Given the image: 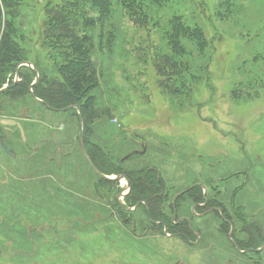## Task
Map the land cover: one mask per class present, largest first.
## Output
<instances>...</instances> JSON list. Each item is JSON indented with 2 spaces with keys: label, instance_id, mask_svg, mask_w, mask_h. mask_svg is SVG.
Returning a JSON list of instances; mask_svg holds the SVG:
<instances>
[{
  "label": "rangeland",
  "instance_id": "1",
  "mask_svg": "<svg viewBox=\"0 0 264 264\" xmlns=\"http://www.w3.org/2000/svg\"><path fill=\"white\" fill-rule=\"evenodd\" d=\"M142 1L0 0V264H264V0Z\"/></svg>",
  "mask_w": 264,
  "mask_h": 264
},
{
  "label": "trees",
  "instance_id": "2",
  "mask_svg": "<svg viewBox=\"0 0 264 264\" xmlns=\"http://www.w3.org/2000/svg\"><path fill=\"white\" fill-rule=\"evenodd\" d=\"M116 1H118V0H114L115 3H116ZM123 1L125 2V4H124L125 6L129 5L128 4L129 0H122V2ZM146 1H153V0H146ZM139 2H140V6H144V3H143L142 0H139ZM68 34H72V33L68 32ZM69 37H70L69 35H65V36H63V39L65 40V39H67ZM72 46L75 47L76 51L80 50V47L76 46V43H72ZM39 75L44 80V76L42 75V73L39 74ZM66 76H68V78H69L68 80H69V84H70L71 87H72L71 83H73V81H70V80H75V81L79 82V81H81V77H82L81 71L78 70V69H75V70L69 72L68 75H66ZM40 77H39V80H40ZM20 81H21V79H20ZM20 81L15 84V86H17V87H15L14 89L8 87L5 91L0 92V94L5 93L8 90H9L8 92L11 91V92L15 93V90L17 88H19L18 85H20V84H21V86H20L21 90L19 92H21V91L24 92L26 90V88H27V85H25V83H24L25 80L22 81V83ZM48 85H49L48 87L47 86H43V85L38 87V88H35L37 85L35 87H33L32 96L37 97L39 102L41 103V106L47 108L49 111H52V112H64L66 110V108H68V107H72L73 109H76L78 111V117H79V115L81 116V122H82L81 124H82L83 130L85 128L88 129L89 122H90V120L92 119V116H93L92 114L90 115V113L88 111L89 100L87 99V101L86 100L82 101L77 96H74V94L72 93L73 90H75L74 91V93H75L76 90L79 89V87L78 86H74V88H72V89L66 88L67 85L65 83L64 84L65 87L59 85V87L55 88V84H53V82L48 83ZM86 103H88V104H86ZM74 113H75V111H74ZM84 140H85V138H84ZM81 141H83L82 136H81ZM87 147H88V142L85 140L84 151H85L86 155L89 157V159L91 160L93 165L98 169V171L101 172L103 175H106L107 174L106 170H104L101 167L100 162L97 161V159L94 156L93 152L88 150ZM133 153H135V154H133ZM143 153H144V150L139 152V153H136V151H133L132 153H130L132 155L129 156L128 160H130L132 158H135V157H139V156L143 155ZM100 161L104 162V160H100ZM121 162H125V161H123L121 159ZM143 173H144V171L138 173L139 175L141 174V176L138 177L139 179H138L137 183H133V181L130 182L131 190L134 191V189H137L138 192H143V193L147 192L144 195H148V197H151V195L153 194V192H152L153 189L151 188V185H148V181L146 180V177L150 178L151 176L143 177ZM150 173L151 172H149V174ZM154 184H155V181H154ZM155 186L156 187L158 186V188L160 189L161 193H163V194L165 193L164 192L165 190L162 191L163 185L160 183V181L157 182V184H155ZM155 190H156V188H155ZM143 193H141L142 196H143ZM155 200H156V196H155Z\"/></svg>",
  "mask_w": 264,
  "mask_h": 264
},
{
  "label": "water",
  "instance_id": "3",
  "mask_svg": "<svg viewBox=\"0 0 264 264\" xmlns=\"http://www.w3.org/2000/svg\"><path fill=\"white\" fill-rule=\"evenodd\" d=\"M30 67V64H27ZM16 83H14L15 85ZM13 85V86H14ZM8 87H4L3 89L0 90V92H3L7 89ZM38 101V100H37ZM80 116V115H79ZM80 122H81V116H80ZM80 142H81V136H79ZM81 153L84 157V159L86 160V162L88 163V165L90 166V168L92 169V171L101 179L105 180V181H117L119 179H121V177H107L105 175H103L101 172L98 171V169L93 165V163L91 162V160L89 159V157L86 155L84 149H83V145H81ZM135 154V153H133ZM132 154L127 155L123 160L129 158V156ZM264 247V246H263Z\"/></svg>",
  "mask_w": 264,
  "mask_h": 264
},
{
  "label": "flooded vegetation",
  "instance_id": "4",
  "mask_svg": "<svg viewBox=\"0 0 264 264\" xmlns=\"http://www.w3.org/2000/svg\"><path fill=\"white\" fill-rule=\"evenodd\" d=\"M197 187V186H196ZM196 187H194V188H196ZM262 248H264L263 246H262ZM256 251V250H255ZM259 251H261V249L260 250H257V252H259Z\"/></svg>",
  "mask_w": 264,
  "mask_h": 264
}]
</instances>
